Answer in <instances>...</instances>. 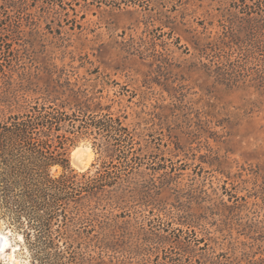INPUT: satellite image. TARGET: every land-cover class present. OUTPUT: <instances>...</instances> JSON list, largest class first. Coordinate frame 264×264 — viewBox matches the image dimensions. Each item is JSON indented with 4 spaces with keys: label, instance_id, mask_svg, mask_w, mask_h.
Returning a JSON list of instances; mask_svg holds the SVG:
<instances>
[{
    "label": "rangeland",
    "instance_id": "374dc122",
    "mask_svg": "<svg viewBox=\"0 0 264 264\" xmlns=\"http://www.w3.org/2000/svg\"><path fill=\"white\" fill-rule=\"evenodd\" d=\"M7 49L1 86L64 67L144 134L138 155L164 166L158 203L104 212L120 226L116 251L86 248L71 222V243L82 242L72 252L101 264H264V0H0ZM91 144L69 149L71 169L95 163ZM5 232L0 264H28L21 234Z\"/></svg>",
    "mask_w": 264,
    "mask_h": 264
},
{
    "label": "trees",
    "instance_id": "16d2710c",
    "mask_svg": "<svg viewBox=\"0 0 264 264\" xmlns=\"http://www.w3.org/2000/svg\"><path fill=\"white\" fill-rule=\"evenodd\" d=\"M2 53L3 72L10 51ZM43 69L41 77L27 73L15 85L11 78L0 85V225L21 234L28 264H101L72 252L82 244L75 238L88 249L116 251L120 226L104 212L158 203L167 192L165 178L157 184L166 175L156 176L164 166L151 153L137 154L136 143L148 145L144 134L125 123L127 115L110 112L100 90L81 89L64 67ZM82 138L92 140L98 157L76 172L69 149ZM71 222L77 228L72 243Z\"/></svg>",
    "mask_w": 264,
    "mask_h": 264
},
{
    "label": "bare ground",
    "instance_id": "6f19581e",
    "mask_svg": "<svg viewBox=\"0 0 264 264\" xmlns=\"http://www.w3.org/2000/svg\"><path fill=\"white\" fill-rule=\"evenodd\" d=\"M88 149V147H86V149L85 150H87ZM83 150H84V148L83 147H77L76 149H75V153L77 154V159H80L82 156H83ZM85 152V151H84ZM87 152V151H86ZM85 152V153H86ZM86 155L87 154H85V157H86ZM73 157V156H72ZM78 162H80V161H78ZM76 166V165H75ZM10 248V242H9V240H8V238H6V237H3V240H2V246H1V254L5 251V250H7V249H9ZM12 251H15L14 250V248L12 249ZM12 253V252H11ZM11 256V254L9 255V258H11L10 257ZM13 256V255H12Z\"/></svg>",
    "mask_w": 264,
    "mask_h": 264
},
{
    "label": "water",
    "instance_id": "95a60500",
    "mask_svg": "<svg viewBox=\"0 0 264 264\" xmlns=\"http://www.w3.org/2000/svg\"><path fill=\"white\" fill-rule=\"evenodd\" d=\"M3 237L8 238V240H9V236H8V234L6 232L5 233H0V254H1V246H2ZM9 242H10V240H9Z\"/></svg>",
    "mask_w": 264,
    "mask_h": 264
}]
</instances>
